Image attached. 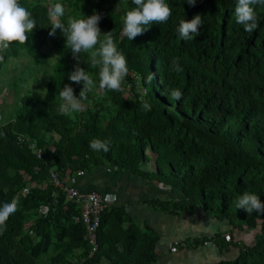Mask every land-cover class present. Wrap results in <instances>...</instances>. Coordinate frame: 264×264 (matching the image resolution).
<instances>
[{"label":"trees","instance_id":"trees-1","mask_svg":"<svg viewBox=\"0 0 264 264\" xmlns=\"http://www.w3.org/2000/svg\"><path fill=\"white\" fill-rule=\"evenodd\" d=\"M19 3L31 12L37 25L28 34L27 44H10L2 53L3 60L23 51L32 63H42L46 57L42 47L49 40L55 57L43 92L20 95L11 109L13 117L0 114V206L19 200L18 211L0 233V264H77L80 258L84 264L94 262L101 246L97 237V251L87 258L83 226L72 220L78 210L46 178L49 167L60 175L66 169L74 173L99 164L168 184L182 194L177 200H145L153 207L178 214L198 205L210 217L226 219L231 226L244 220L253 227L257 221L258 232L248 245L215 233L183 240L175 247L205 242L219 249L230 245L238 247L237 254L213 264H264V213L247 214L237 208V200L245 192L257 194L264 202V5L253 6L258 28L248 33L236 23L237 0H197L192 7L186 0H165L172 10L169 20L149 24L130 41L122 32L125 14L116 11L117 0H68L62 21L99 13L101 33L111 31L142 92L123 97L120 91L100 89L103 94L91 99L90 91L82 100L91 99L84 114L64 115L59 109L61 88L71 84L77 97L82 88L69 81L68 73L76 66L84 68L99 87V67L90 65L88 53H81L77 62L59 29L55 36L48 35L51 20L43 4L37 0ZM127 4L129 10L135 7L132 0ZM197 14L203 21L200 35L185 41L177 31L179 22ZM173 58H179L182 71L173 70ZM150 73L155 79L148 83ZM173 89L183 93L181 100L171 98ZM145 102L149 109L142 106ZM58 129L65 136L61 144L50 136ZM26 139L42 147L40 157ZM94 139L106 141L109 150H93L89 145ZM148 151L153 154L151 170L143 168L150 159ZM8 159L22 165L25 173L9 165ZM25 174L34 184L21 196L29 184ZM39 206L47 211L38 213ZM105 214L104 210L97 231ZM144 238L148 250L140 264H151L156 256V235L150 230ZM53 243L59 250L42 260ZM80 245L82 252L70 259V249Z\"/></svg>","mask_w":264,"mask_h":264},{"label":"crops","instance_id":"crops-1","mask_svg":"<svg viewBox=\"0 0 264 264\" xmlns=\"http://www.w3.org/2000/svg\"><path fill=\"white\" fill-rule=\"evenodd\" d=\"M62 176L65 181L75 186L98 191L109 202L105 210V220L96 233L101 245L100 251L91 264L143 263L148 250V239L143 241L144 233L150 230L156 235L153 244L156 256L151 264H177L179 254H187L185 264H205L216 257V261L231 259L237 254L238 247L228 245L219 249L214 243L205 242L195 247L177 249L175 244L179 238L209 237L220 233L239 245H248L253 242L254 234L258 232V223L247 229L244 220H237L236 224L231 226L226 219L217 220L210 217L198 205L178 214L153 207L145 200L152 197L177 200L182 194L168 184L148 180L127 170L113 171L106 165L99 164L76 170L74 173L66 169ZM72 220L75 222L76 217ZM243 228L248 232L240 233ZM129 245L130 248H127ZM58 250V245L51 244L42 260L52 257ZM82 250L83 246H74L67 256L71 259ZM230 250L232 252H229ZM229 253L232 257L226 256Z\"/></svg>","mask_w":264,"mask_h":264},{"label":"clouds","instance_id":"clouds-1","mask_svg":"<svg viewBox=\"0 0 264 264\" xmlns=\"http://www.w3.org/2000/svg\"><path fill=\"white\" fill-rule=\"evenodd\" d=\"M135 7L128 10L123 17V35L130 41L142 35L146 27L151 23L162 24L169 20L172 15L171 8L165 0H132ZM189 7L195 6L197 0H186ZM254 5H264V0H237L234 9L236 23L243 26L245 32L252 33L258 28V17ZM65 14V8L61 3H56L49 12L51 28L48 32L50 37L55 36L59 29L65 38L67 47L74 59L79 62L81 53H88L89 63L92 67H99V88L101 90L120 91L121 85L128 74L127 60L112 37L111 31L101 33L99 22L101 15L93 12L91 15L82 17L70 16L65 23L61 17ZM203 24L201 16L195 15L191 20H181L178 26L179 36L185 40H193L200 35L199 26ZM36 20L28 9L23 7L19 0H0V53L6 51L13 42L27 44L28 34L36 27ZM103 39L101 40V35ZM0 55V60H3ZM85 62V61H84ZM174 71H182L179 58H173ZM69 81L82 84L79 96L74 95L71 84H65L59 91L62 101L61 112L71 115L82 109L81 101L87 98V93L96 87L92 76L85 72L84 68L76 66L68 73ZM155 79L150 73L147 82ZM172 99L181 100L183 93L179 89H173L170 93ZM149 109L150 105L145 102L142 105ZM93 150L107 152L106 141L94 139L89 145ZM19 200L13 199L9 203L0 206V233L7 226V220L18 211ZM237 208L247 214L253 211L264 213V202L257 194L245 192L237 200Z\"/></svg>","mask_w":264,"mask_h":264},{"label":"rangeland","instance_id":"rangeland-1","mask_svg":"<svg viewBox=\"0 0 264 264\" xmlns=\"http://www.w3.org/2000/svg\"><path fill=\"white\" fill-rule=\"evenodd\" d=\"M41 4H43L48 11V16L50 10L55 5L54 1L56 0H37ZM62 1V5L64 8L67 7L68 0H60ZM129 10L127 0H117L116 11L125 14ZM50 18V17H49ZM123 30V29H122ZM123 32V31H122ZM42 50L45 52L46 57L42 63L34 64L30 57H28L23 51H20L16 57H7L4 60H0V114H6L11 112L13 109L14 104L17 102L18 97L25 93H39L41 94L44 90V83L48 73L50 72L52 63L55 57V48L51 44V40L47 41ZM2 55V53H0ZM127 76L129 79H127ZM125 77L122 85H121V94L124 96H131L133 92L136 94H141L142 90L139 86V83L136 82L137 78L132 76L131 73L128 71V74ZM92 97L91 99H97L98 96L102 95L99 87H95L91 91ZM88 99L85 102H82V109L79 111L80 114H84L87 107L90 106V100ZM62 101L60 100L59 109L61 110ZM82 117V116H80ZM58 139L57 141L64 143L65 136L63 132L58 129L57 132ZM150 156V159L143 164V168L147 170L153 169L152 165V157L149 151L147 152ZM10 163H9V162ZM7 163L9 165H15V167L20 168L22 173H25L22 165H18L13 159H8ZM17 165V166H16ZM108 167V166H107ZM165 192V191H164ZM257 221L256 224L257 225ZM254 227V226H253ZM248 227V228H253ZM248 230L246 228L241 229L240 233H247ZM245 239V238H244ZM183 240H187L188 242L191 240L190 238H179L177 239V243H182ZM229 252H232L231 250ZM227 257H232L229 253L226 255ZM186 255L179 254L177 256V264H184L186 263ZM217 258V257H216ZM212 258L205 264H213L217 259ZM192 262H194L192 260ZM194 264V263H193Z\"/></svg>","mask_w":264,"mask_h":264},{"label":"built area","instance_id":"built-area-1","mask_svg":"<svg viewBox=\"0 0 264 264\" xmlns=\"http://www.w3.org/2000/svg\"><path fill=\"white\" fill-rule=\"evenodd\" d=\"M8 114L13 117L11 112H8ZM2 118L3 117L0 115V120ZM50 136L53 137V142H57V132L52 131ZM26 142L34 155L40 157L43 150L42 147L32 139H26ZM23 178L27 180L29 184L22 189L20 192L21 196L27 191L29 186H33L34 184L33 181L29 180L27 174L23 175ZM46 179V182L56 187L64 194L65 201L72 203L78 210L76 220L83 226V239L86 241L88 247L86 257H91L98 248L96 233L100 223L101 213L108 208L109 202L96 190L81 188L65 181L62 174L59 175L53 167H49ZM46 211L47 208L45 206H39L37 208V212L40 214H44ZM77 264H84V258H80Z\"/></svg>","mask_w":264,"mask_h":264}]
</instances>
